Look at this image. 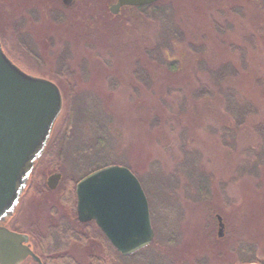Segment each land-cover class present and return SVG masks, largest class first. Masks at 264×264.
<instances>
[{"label":"rangeland","instance_id":"obj_1","mask_svg":"<svg viewBox=\"0 0 264 264\" xmlns=\"http://www.w3.org/2000/svg\"><path fill=\"white\" fill-rule=\"evenodd\" d=\"M81 1L65 9L59 21L53 0H0L5 51L27 71L54 80L67 103L12 225L33 234L32 246L43 251L39 234L59 213L74 215L58 201L63 174L56 188L45 190L41 184L60 171L51 159L63 149L65 156L56 163L66 169L84 170L93 161L112 159L142 178L154 204L156 241L125 264H236L252 255L264 258V161L255 149L248 151L264 141L252 128L264 121V0H161L152 20L140 16L135 21L130 19L138 12L134 8L114 15L97 4L84 7L97 0ZM171 22L174 31H168ZM16 26H24L23 31ZM168 55L178 60L169 79L154 59L167 61ZM145 60L154 64L150 84L140 65ZM63 64L75 72L70 79L58 75ZM220 70L237 102L251 103L258 111L249 131L232 134L233 147L224 145L218 130L233 121H227L225 104L209 109L207 100L202 105L207 98L196 104L199 98L193 95ZM71 109L77 123L66 141L62 123ZM98 123L108 125L109 133L97 145V158H88L83 150ZM187 158L197 170L185 163ZM202 174L209 177V196L201 193L197 179ZM53 207L58 214L51 213ZM216 213L225 222L221 237ZM70 252L78 263H90L81 242H72ZM21 264L34 262L27 258Z\"/></svg>","mask_w":264,"mask_h":264},{"label":"water","instance_id":"obj_2","mask_svg":"<svg viewBox=\"0 0 264 264\" xmlns=\"http://www.w3.org/2000/svg\"><path fill=\"white\" fill-rule=\"evenodd\" d=\"M63 1L69 4L72 0ZM156 1L117 0L110 10L118 13L123 5ZM62 106L57 83L24 70L6 53L0 38V264H20L29 256L44 264L32 248L30 235L9 228L7 221L31 182ZM60 179L61 172H53L47 184L56 188ZM76 198L79 220L94 219L121 254L129 255L152 242L155 230L149 200L128 166L112 163L89 172L76 183ZM217 218L221 237L225 222L221 214Z\"/></svg>","mask_w":264,"mask_h":264},{"label":"trees","instance_id":"obj_3","mask_svg":"<svg viewBox=\"0 0 264 264\" xmlns=\"http://www.w3.org/2000/svg\"><path fill=\"white\" fill-rule=\"evenodd\" d=\"M114 0H97L95 2H92L89 6H86V4L84 5V1L82 0L80 5H84L85 8H91L94 4H97L99 6V8L103 9V8H109V3L112 2ZM162 1L159 0L155 3L152 4H147V5H142L139 6L137 8H134L137 12V14H134L132 17H130L131 20L135 21L137 20L136 17H140V16H144L150 20H152L155 17V11L158 10V8L154 9L157 4L161 3ZM27 3V2H26ZM53 7L54 8V14L57 20L61 21L63 19H65L66 17V10L68 9H72L71 7L68 8L66 7L62 0H53ZM78 4V3H77ZM28 8V7H26ZM66 9V10H65ZM52 11V12H53ZM19 14V11H18ZM42 14L41 12H39L38 15ZM119 15V14H117ZM138 15V16H137ZM35 17L37 18V14H35ZM40 18V17H38ZM130 19H124V21H127L126 23L131 22ZM10 20V19H9ZM129 21V22H128ZM18 26L15 27L16 31H23L24 26H21L20 28ZM172 27V28H169ZM173 23L171 22L168 26V31H170L171 29H173ZM174 31V29H173ZM172 31V32H173ZM172 34H176V38L177 39H182L183 37L181 35H177L178 33H172ZM165 46H170L169 41L165 42ZM33 52V51H32ZM31 52V53H32ZM156 61H158L157 65H159L162 70H165L164 74L165 77L168 78L169 74H171L173 71L176 70L177 68V59H172V57L170 55H168L167 57V61H164L162 58H154ZM142 61V60H141ZM147 63L145 64H140L141 68L145 70L146 72V81L147 84L153 83V76L154 73L152 71V67L154 64L150 63L148 60ZM139 63H141L139 61ZM155 64V68L159 69L160 67H158ZM135 69V74L137 76V72H138V68L137 66L134 68ZM170 71V73H169ZM73 71H70L69 67L65 66V64L62 65V67L60 68V70L58 71V75L62 78V79H67V78H71L72 76H74ZM212 79H210L208 81V83H204L203 86L201 87V90L197 93H194L193 95L195 97H198L199 99H196L195 103L199 104V102H197L198 100L204 99L202 101V105L203 103L207 100V107L210 109V106L215 107V105L217 103H224L225 104V110L228 113V120H233L232 122H223L221 123V127L218 128V130L220 131V135L222 137V139L224 140V145H226L227 147H233L232 144L234 143L235 145V140L232 139L233 135L235 134L236 131H238L239 129L241 130H245V132L250 130V127L252 125V119L254 116L257 115L258 111L255 105L248 103V102H237L236 97L234 96V91L231 88L228 87H224V84L222 83V72L217 71V73H215V77L211 76ZM169 79V78H168ZM216 88H218V90L216 91ZM228 88V89H227ZM75 90H71L70 89V93L69 94H74ZM63 93V92H62ZM217 93H219L217 95ZM204 97V98H202ZM65 96H63V108L64 105L67 104L65 103ZM218 107V106H217ZM62 108V110H63ZM207 108V109H208ZM212 108V107H211ZM214 110V109H213ZM62 112L59 118H62ZM259 116V115H258ZM257 116V117H258ZM158 117V116H155ZM74 111L73 109H71V115L67 114L64 117V122L62 123V126L66 125L63 131V136L65 137V140L67 141V139L69 137H71V132L73 130V128L75 129V125L77 123V121L74 120ZM84 118V117H83ZM74 120V121H73ZM229 125V126H228ZM252 128L257 131L258 134H260L261 136H263L264 138V121L259 120L258 122L256 121V123L253 124ZM96 134H93V140L92 142L87 145L83 152H85V154L90 153V155L88 156V158L94 156V158H97V153H96V148L97 145L103 144L104 142V137L108 135L109 133V126L108 125H103V124H97L96 127ZM108 130V132H107ZM240 130V131H241ZM218 131V132H219ZM95 139V140H94ZM112 140V137H111ZM255 149L257 152V156L262 158V160L264 161V141H262L260 143L259 146L251 147L248 149L249 152L252 153V151L254 152ZM247 151V153L249 154V152ZM50 153V151H49ZM109 153V152H108ZM106 153V154H108ZM57 154H59V157H52L51 159V163L52 165L56 168L59 169L60 171H62L63 174V178L61 180L60 183V195L58 198V201L65 205L68 206L70 209L73 210L74 215L73 216H67L64 213H57V208L53 207L51 208V213L54 214H58V216L53 219L50 223V225L47 228V231L45 233L39 234L38 238L40 240V247L42 248L43 251H41L40 248L36 247V251L37 253L42 257V260L44 262V264H80L78 263L74 256L71 254L70 252V246L72 244V242L78 241L81 242L86 249L89 252V257H90V263L88 264H106L107 261L110 262V264H125V261L127 258H134L137 255H140L144 250H146L147 248H149L152 245H155V241H156V235L154 240L152 241V243L144 248L139 249L138 251L130 254V255H123L121 254L110 242V240L106 237V235L104 234V232L101 230V228L97 225V223L95 222V220H89V221H81L78 219L77 217V211H76V183L77 181L82 178L84 175H86L87 173L110 163H113L115 161H112V159H110L108 162L105 163H97V161H93L91 163H89L88 165H86V168L84 170L81 169H74V167H72L73 170H71L70 168L66 167L64 168L63 166H59L58 161L63 160L64 156H65V150L60 149V152ZM49 155V154H46ZM55 155V154H54ZM195 159L197 157V155H194ZM86 158V157H85ZM199 159V158H197ZM58 160V161H57ZM194 160L192 158H187L185 160V163H187L190 167H193L196 169V167L194 166ZM121 163V162H120ZM124 164V163H123ZM259 164V163H258ZM264 164V163H263ZM262 163L259 164V166L261 167L263 165ZM125 165H127L125 163ZM128 166V165H127ZM256 166V164H255ZM130 167V166H129ZM131 168V167H130ZM132 169V168H131ZM255 169H259L257 166L255 167ZM133 170V169H132ZM134 173L136 174V172L134 171ZM139 177V175H137ZM208 176L202 174L199 179H197L198 181H201V193L204 196H209L210 194V189H209V185L208 183ZM146 193L149 199V203H150V207H151V211H152V217H154L155 215V210L153 208V201L151 199V196L149 195L145 184L142 181V178L139 177ZM41 184L43 186V189L48 190V186L46 185V181L44 179L41 180ZM208 198V202H210L211 198ZM210 204V203H209ZM76 225V226H75ZM77 226H79L80 228H77ZM31 234V233H30ZM33 236V234H31V237ZM174 240L173 236H169L167 237V241L168 243H172ZM244 250L246 251H250L249 248H246L244 246H242ZM32 261L34 262V264H37V262H35L33 259ZM250 261H258L261 264H264V258H260V257H256L255 255H252L251 257H247L244 259L239 260L238 263L236 264H245L247 262ZM157 264V263H155ZM173 264V263H172Z\"/></svg>","mask_w":264,"mask_h":264},{"label":"flooded vegetation","instance_id":"obj_4","mask_svg":"<svg viewBox=\"0 0 264 264\" xmlns=\"http://www.w3.org/2000/svg\"><path fill=\"white\" fill-rule=\"evenodd\" d=\"M63 1V0H62ZM77 0H72L68 5H66V6H68V8H69V6L70 5H72V4H74L75 2H76ZM117 0H114V1H112L111 3H113V2H116ZM64 2V1H63ZM65 3V2H64ZM110 3V4H111ZM139 6H142V5H123V6H121L120 8V11H119V13L122 11V9H124V8H137V7H139ZM71 7V6H70ZM30 185V184H29ZM29 187V186H28ZM14 218V215L7 221V226L9 227V228H11V229H14V230H17V231H21V232H26V231H22V230H20L19 228H17V227H15V226H13L12 225V222H13V219ZM27 233H29V235H30V239H33V237L31 238V234H30V232H28L27 231ZM27 258H31L32 259V257H27ZM26 258V259H27ZM36 262V261H35ZM38 264V263H37Z\"/></svg>","mask_w":264,"mask_h":264}]
</instances>
